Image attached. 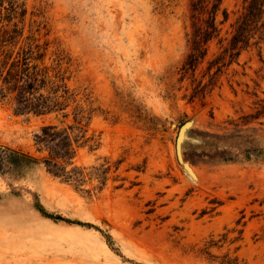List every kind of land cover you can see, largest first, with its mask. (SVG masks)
I'll use <instances>...</instances> for the list:
<instances>
[{
    "label": "rangeland",
    "instance_id": "rangeland-1",
    "mask_svg": "<svg viewBox=\"0 0 264 264\" xmlns=\"http://www.w3.org/2000/svg\"><path fill=\"white\" fill-rule=\"evenodd\" d=\"M16 1L27 10L14 19L24 33L6 52L13 59L30 46L33 57L44 54L28 70L38 75L34 95L53 86L61 95L65 84L70 99L67 118L17 115L16 92L0 81V264H264V158H245L247 149H264V115L252 119L264 99V42L191 101L220 51L215 40L194 76L182 69L192 0ZM223 6L227 36L243 0ZM186 121L182 157L196 178L176 155ZM48 124L58 126L56 140L38 145ZM66 134L68 168L84 169L80 189L42 162L49 148L67 150ZM37 201L66 220L43 216Z\"/></svg>",
    "mask_w": 264,
    "mask_h": 264
},
{
    "label": "trees",
    "instance_id": "trees-1",
    "mask_svg": "<svg viewBox=\"0 0 264 264\" xmlns=\"http://www.w3.org/2000/svg\"><path fill=\"white\" fill-rule=\"evenodd\" d=\"M191 10L192 34L189 40L190 51L182 69L185 72L191 70L194 76L198 66L208 56L210 43L216 40L220 50L212 59L208 60L206 70L209 75V81L205 84H202V81H198L193 88V95L190 99L192 101L194 99H203L206 88L209 90L214 88L216 77L221 75L233 62H236L242 51L248 50L253 46L260 49L261 44L264 42V0H243L242 11L234 22L230 24L227 36H222L221 25L229 19V12L223 6V0H192ZM26 13L27 10L21 7L16 0H0V81L2 85L8 86L10 92H16L14 103L17 106V115L33 113L39 116L62 112L63 118H67L68 113L65 110L69 106L67 101L70 97H66L69 89L65 84L62 85L64 93L61 95H59L61 86H53L48 95L43 93H40L38 97L34 95L35 85L31 81L36 82L38 75L34 73L35 71L29 75L28 70L31 67L30 62L33 59L42 60L44 54L38 53L36 57H33V51L30 46H21L17 56L13 59V54L6 52V48L9 45H17L23 37L24 30L19 27L18 22L14 21V19L18 16L24 18ZM220 16L222 17L220 18ZM2 55H4V60H1ZM9 63L10 65L7 68ZM20 64L23 65L22 75L18 73ZM33 69H36L35 65ZM24 76L28 77V79H25ZM41 80L45 83L46 77H42ZM2 90L3 88H0L1 99L5 96ZM60 98L63 100H60ZM256 104L261 108L252 115V119H258L264 115V99H259ZM57 127L55 124L43 126L41 132L35 135L36 143L38 145H45L49 142L54 143ZM63 138V146L67 150L60 154L48 147L49 154L43 158L42 162L49 174L80 189L85 184L84 169L76 165L68 168L73 165L74 152L71 151L70 135L66 134ZM253 155L256 158H264V149L251 148L245 151L246 159H251ZM33 160L38 163V159ZM106 172V170L102 171V173ZM106 180V177L100 178V190L103 189ZM35 207L45 217L55 220H66L60 216L49 214L39 201L36 202ZM72 223L93 227L91 224L79 221H72ZM107 237L110 238L108 235ZM221 264H238V262L237 259H234Z\"/></svg>",
    "mask_w": 264,
    "mask_h": 264
},
{
    "label": "water",
    "instance_id": "water-1",
    "mask_svg": "<svg viewBox=\"0 0 264 264\" xmlns=\"http://www.w3.org/2000/svg\"><path fill=\"white\" fill-rule=\"evenodd\" d=\"M192 123L190 121H186L183 123L178 131L177 139H176V155L178 158V161L183 165V168L186 172H188L189 175L192 177H195V174L191 170L188 163L184 162L182 157V144L184 142V139L186 137L187 131L191 128Z\"/></svg>",
    "mask_w": 264,
    "mask_h": 264
},
{
    "label": "bare ground",
    "instance_id": "bare-ground-1",
    "mask_svg": "<svg viewBox=\"0 0 264 264\" xmlns=\"http://www.w3.org/2000/svg\"><path fill=\"white\" fill-rule=\"evenodd\" d=\"M191 168V167H190ZM191 170H192V168H191ZM193 171V170H192ZM188 173V172H187ZM194 173V172H193ZM195 174V173H194ZM191 176V175H190ZM192 177V176H191ZM193 178H196V175H195V177H193Z\"/></svg>",
    "mask_w": 264,
    "mask_h": 264
}]
</instances>
